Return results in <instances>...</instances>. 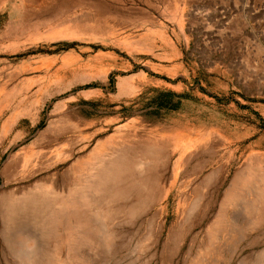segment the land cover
I'll list each match as a JSON object with an SVG mask.
<instances>
[{
    "label": "rangeland",
    "instance_id": "rangeland-1",
    "mask_svg": "<svg viewBox=\"0 0 264 264\" xmlns=\"http://www.w3.org/2000/svg\"><path fill=\"white\" fill-rule=\"evenodd\" d=\"M47 142L0 172V264L26 238L35 264H264V0H0V170ZM145 155L152 200L81 241L108 163Z\"/></svg>",
    "mask_w": 264,
    "mask_h": 264
},
{
    "label": "bare ground",
    "instance_id": "bare-ground-1",
    "mask_svg": "<svg viewBox=\"0 0 264 264\" xmlns=\"http://www.w3.org/2000/svg\"><path fill=\"white\" fill-rule=\"evenodd\" d=\"M224 18V17H223ZM64 90V89H63ZM62 90V91H63ZM73 112V111H72ZM65 113H68V112H65ZM71 113V112H70ZM48 120V119H47ZM67 121L69 122V120H65V122L67 123ZM69 126H71V125H69ZM48 129V128H47ZM52 138V137H51ZM40 142V141H39ZM35 143V142H34ZM35 146V145H34ZM34 146H30V147H27L26 149H24L23 151H19V152H17L15 155H13V156H8V160L9 159H13V162H11L5 169L3 168L2 170H0V172L2 173V174H6L7 172H5V171H7L8 169H9V167H14V168H16V170L19 172V173H22V171L28 166L29 168H30V166H34L35 165V163H33V161H39V160H41L44 156H45V152H47L48 150H51L52 149V144H51V142L50 143H48L47 142V144H43V145H40V147L37 149V150H40L39 151V153L37 154V156L35 155V154H33L32 153V150H35L34 149ZM37 146V145H36ZM7 155V153H5V151L3 152V154L1 155V157L2 156H6ZM35 156V157H34ZM151 157H153V156H151ZM151 157H147V155H145V158L141 161V162H139L135 167H134V169H130V160H129V162L127 161L128 159H129V157H127V156H124V158L123 159H118V160H115V161H113V162H111V163H108V165H107V167H106V171L103 173V174H101L100 175V178H99V180H100V183H101V185H100V189L101 190H104L106 193L105 194H107V195H105L104 194V192L103 193H101L99 196H97V197H101L100 198V200L98 201V200H95V199H97V198H95L94 199V195L92 194L91 195V193L92 192H90V193H88V195L86 196L88 199H87V201H86V204H82V205H86L87 206V210H86V212L88 213L87 214V216L89 215L90 216V218L91 219H93L92 221L94 222V224L95 225H92L91 224V226L88 224L87 225V223H86V225L85 226H82L81 228H83L84 229V233H83V231H81L80 230V234L78 235V234H76L77 235V237H80L81 238V236H83L82 235V233L84 234V238L82 237L80 240L81 241H84L85 240V242H87V241H89V240H91V242L93 243L94 242V237L97 235V233H98V235L100 234V235H102L103 237H105L106 238V233H107V231L106 230H104L105 229V227L106 226H104V225H107L108 223H110V221L112 220V218L114 217L113 216V211H111L110 213H109V211L104 207L105 205H103L104 204V202H105V204H108V205H110V203L111 202H114V201H116V202H121V206L122 207H124L125 208V210L124 209H122V208H117V213H121V212H123L124 211V213L123 214H125V213H129V214H134V213H136V212H138V211H140L142 208H143V206H145L150 200H152V198H151V195H150V191H151V185H150V182H151V178H152V166L155 164L154 163V161L152 160V158ZM114 159V158H113ZM36 162V163H37ZM34 170V169H33ZM32 170V171H33ZM30 176V175H29ZM6 177H7V174H6ZM95 179H98V178H95ZM99 180H98V182H99ZM26 181H27V179H26ZM91 181V180H90ZM95 181H97V180H95ZM94 182V181H93ZM16 183V182H15ZM96 183V182H95ZM152 183V182H151ZM86 185V184H85ZM84 185V187H86ZM87 185H89V184H87ZM11 186V185H10ZM95 186H98V184H95ZM87 187H89V186H87ZM79 188V187H78ZM99 189V190H100ZM82 190V189H81ZM81 190H80V192L75 196V195H73L74 196V203H73V207L75 208V211H78L77 209H80L79 211H81L82 209L81 208H83V206H81V204L80 203H83V201H84V199H85V197L83 196V193H81ZM79 191V190H78ZM86 191V190H85ZM84 191V192H85ZM86 192H89V191H86ZM75 193V192H74ZM84 194H86V193H84ZM103 194V195H102ZM97 195V194H96ZM96 197V196H95ZM70 198V197H69ZM72 198V197H71ZM4 202H6V201H4ZM68 202H69V200H68ZM72 202H73V200H72ZM35 203V202H34ZM42 204V203H41ZM52 204V203H51ZM72 204V203H71ZM119 204V203H118ZM55 205V204H54ZM124 205V206H123ZM80 206V207H79ZM32 206H30L29 208H31ZM60 207H61V205H60ZM28 208V209H29ZM55 208V207H54ZM64 208V207H63ZM62 208V209H63ZM36 209V208H35ZM41 209V208H40ZM61 209V208H60ZM70 210H71V207L69 208ZM85 209V208H84ZM2 210V209H1ZM43 210V209H42ZM69 210V211H70ZM74 210V209H73ZM73 210H72V212H73ZM28 211V210H27ZM40 211V210H39ZM52 212H56V211H53V210H51ZM62 211V210H61ZM1 212V211H0ZM29 213V212H28ZM49 213V212H48ZM51 213V212H50ZM62 213H65V211L64 212H61V214ZM82 213H84V212H82ZM81 213V214H82ZM32 214H34V213H32ZM47 214V213H46ZM57 214H59V213H57ZM60 214V215H61ZM71 214V213H70ZM69 214V215H70ZM85 214V213H84ZM36 215V214H35ZM49 215V214H48ZM73 215V214H72ZM76 215V214H75ZM51 216V215H50ZM82 216H84V215H82ZM22 218H23V216H21ZM28 217V216H27ZM26 216H25V218H27ZM53 217V216H52ZM61 217H62V215H61ZM65 217V216H64ZM1 218V217H0ZM24 218V219H25ZM55 218V217H54ZM63 218V217H62ZM61 218V219H62ZM78 218V217H77ZM223 218V217H222ZM8 219V218H7ZM23 219V220H24ZM30 219H32V218H30ZM66 219V218H65ZM65 219H62V220H60V221H63V220H65ZM79 219H82V218H80L79 217ZM85 219H87V218H85ZM89 219V218H88ZM90 219V220H91ZM122 219V218H121ZM20 220L22 221V219L20 218ZM26 220V219H25ZM28 220V219H27ZM46 220V219H45ZM67 220V219H66ZM83 220V219H82ZM4 221L5 220H3V223H4ZM20 221V222H21ZM75 221V220H74ZM88 221V220H87ZM43 222H45V221H43ZM84 222V221H83ZM90 222V221H89ZM112 222V221H111ZM6 223V225H7V222H5ZM11 223V222H10ZM23 224H25L26 223V221L24 222H22ZM2 224V223H1ZM0 224V225H1ZM20 224V223H19ZM49 224V223H48ZM50 224H51V222H50ZM63 224H64V222H63ZM9 225V224H8ZM20 225H22V224H20ZM62 225V224H61ZM80 225V224H79ZM3 226H4V224H3ZM3 226H1V227H3ZM10 226V225H9ZM15 226V225H14ZM19 226V225H18ZM42 228L43 227H45V226H42V225H40ZM46 226H48V225H46ZM75 226V225H74ZM77 226V225H76ZM112 226H114V225H111V227ZM11 227L12 226H10V228H8V226L6 227L7 229H9V233L7 232H5L4 230H7V229H5L4 227L2 228L3 229V231L6 233V235L7 236H10V235H12L13 234V232H15L14 230H20L19 232H21V231H23L22 229H20V228H18V227H16V229L14 228V230L12 231V230H10L11 229ZM52 227V226H51ZM63 227H64V225H63ZM69 227V226H68ZM73 227V226H72ZM111 227H109V228H111ZM12 228V229H13ZM21 228H22V226H21ZM25 228V227H24ZM62 228V227H61ZM60 228V229H61ZM75 228V227H74ZM220 228H221V230H222V226H220V223L218 222L217 223V226L215 227V230L217 231V233L220 231V232H222L221 230H220ZM80 229V228H79ZM25 230V229H24ZM47 230H49V229H47ZM46 230V231H47ZM74 230V229H73ZM76 230V229H75ZM78 230V229H77ZM12 231V232H11ZM65 231V230H64ZM24 232V235H25V233L27 234V231L25 230V231H23ZM219 232V233H220ZM2 233V232H1ZM11 233V234H10ZM48 234H47V236L49 235V234H51V233H49V232H47ZM60 233V232H59ZM4 234V233H3ZM14 234H16L15 235V237L17 236V234L18 233H14ZM22 233H20L19 235H21ZM28 234H29V232H28ZM61 234V233H60ZM108 234V233H107ZM24 235H22V236H24ZM22 236H20V237H22ZM27 237L28 236H30V235H26ZM40 236V235H39ZM217 236H218V234H217ZM219 236H220V234H219ZM4 237L6 238V236L4 235ZM12 237H13V235H12ZM115 237V236H114ZM11 238V237H10ZM19 238V236L17 237V239ZM24 238V237H23ZM107 238H109V237H107ZM112 238V237H111ZM12 239V238H11ZM13 239H15V238H13ZM12 239V241H14ZM30 239V238H29ZM29 239H23V241L24 240H26V242L24 241L23 242V245H25V244H27L28 246L26 247V246H24L23 248H25L26 247V251H24V253H22L23 254V259L22 258H20L22 261V264H35L36 263V260H38L37 258H38V255H36L37 253L36 252H33L34 251V249L35 248H33L34 246H32V243H35L34 241H36L35 240V238H34V241L32 242V240H29ZM33 239V238H32ZM97 240H101L102 239V237L100 238L99 237V239L98 238H96ZM95 239V240H96ZM19 240H20V238H19ZM18 240V241H19ZM79 240V239H78ZM114 240V239H113ZM7 241H9L8 239H7ZM16 241V240H15ZM22 240H20V242H21ZM38 241V240H37ZM61 241V240H60ZM80 241V242H81ZM103 241H105L104 239H103ZM107 242V241H106ZM112 242V241H111ZM8 243V242H7ZM9 243H10V245H11V242L9 241ZM9 243H8V245H9ZM13 244H12V246L14 245V243L15 244H18L17 242H12ZM25 243V244H24ZM37 244H39L38 242H36ZM94 243H96L97 244V242L95 241ZM99 243V242H98ZM108 244L110 243V240H109V242H107ZM20 244H22V243H20ZM37 244H35V245H37ZM108 244H106V243H101V245L100 246H102V249L104 248V249H107V248H109L110 247V244L108 245ZM23 245H21V246H23ZM43 245V244H42ZM78 245L79 246H82L83 244H81V243H78ZM87 245V244H86ZM85 245V246H86ZM38 246V245H37ZM37 246H36V248H37ZM88 246H90V244H89V242H88ZM15 247V246H14ZM13 247V248H14ZM29 247V249L30 250H28L27 251V248ZM97 247H99V246H97ZM10 248H11V246H10ZM79 248H81V247H79ZM100 248V247H99ZM98 248V249H99ZM38 249H40V252H42V250H41V248H38ZM23 250L24 249H21V250H18V255H19V251H22L23 252ZM101 250V249H100ZM103 251H105V250H103ZM108 251V250H107ZM112 251V250H111ZM15 252H17V251H15ZM95 252V251H94ZM100 252V251H99ZM36 253V254H35ZM111 253V252H110ZM39 254V253H38ZM21 255V254H20ZM19 257H21V256H19ZM257 260V259H256ZM39 261V260H38ZM261 263V262H260Z\"/></svg>",
    "mask_w": 264,
    "mask_h": 264
}]
</instances>
